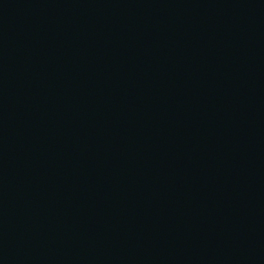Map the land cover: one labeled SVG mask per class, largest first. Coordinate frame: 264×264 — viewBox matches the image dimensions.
Wrapping results in <instances>:
<instances>
[{
  "label": "water",
  "instance_id": "95a60500",
  "mask_svg": "<svg viewBox=\"0 0 264 264\" xmlns=\"http://www.w3.org/2000/svg\"><path fill=\"white\" fill-rule=\"evenodd\" d=\"M0 264H264V0H0Z\"/></svg>",
  "mask_w": 264,
  "mask_h": 264
}]
</instances>
